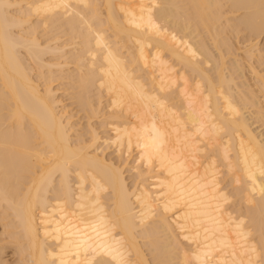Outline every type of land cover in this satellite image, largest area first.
I'll use <instances>...</instances> for the list:
<instances>
[{
    "label": "bare ground",
    "instance_id": "1",
    "mask_svg": "<svg viewBox=\"0 0 264 264\" xmlns=\"http://www.w3.org/2000/svg\"><path fill=\"white\" fill-rule=\"evenodd\" d=\"M264 0H0V264H264Z\"/></svg>",
    "mask_w": 264,
    "mask_h": 264
},
{
    "label": "rangeland",
    "instance_id": "2",
    "mask_svg": "<svg viewBox=\"0 0 264 264\" xmlns=\"http://www.w3.org/2000/svg\"><path fill=\"white\" fill-rule=\"evenodd\" d=\"M259 42H260V45H262V43H264V41H262V36L259 38Z\"/></svg>",
    "mask_w": 264,
    "mask_h": 264
}]
</instances>
